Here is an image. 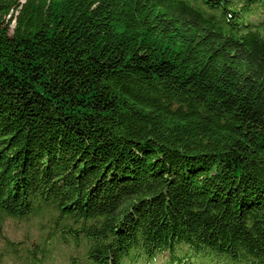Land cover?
<instances>
[{"label":"trees","instance_id":"trees-1","mask_svg":"<svg viewBox=\"0 0 264 264\" xmlns=\"http://www.w3.org/2000/svg\"><path fill=\"white\" fill-rule=\"evenodd\" d=\"M8 219L33 264H264V0H0Z\"/></svg>","mask_w":264,"mask_h":264},{"label":"rangeland","instance_id":"rangeland-1","mask_svg":"<svg viewBox=\"0 0 264 264\" xmlns=\"http://www.w3.org/2000/svg\"><path fill=\"white\" fill-rule=\"evenodd\" d=\"M13 29V26H12ZM47 234V231L42 230L40 223L36 219L28 221L22 220H11L8 219L3 225V235L4 238L0 239V253L4 254L5 264H33V258L41 259V252L36 250L37 242H40ZM9 242L14 243H25V246H21L18 251H12L11 247L8 245ZM33 243H36L35 245ZM41 246L42 243H39ZM35 249V255H32L30 251ZM53 254L50 251H45L47 258L51 260L43 262L42 264H74L72 259L77 262L76 264H95L90 261L85 260L84 256L86 253V248L82 245L79 248L76 247H66L63 245H55L52 247ZM2 254V255H3ZM3 255V256H4ZM158 258V264H165L167 256ZM188 259V257H186ZM213 258V261L210 259ZM224 256H213V255H200L195 256L192 260L195 264H233L231 261L226 263ZM175 264V262H172ZM123 264H157L155 260H147L144 257H135L133 253L129 258H127Z\"/></svg>","mask_w":264,"mask_h":264}]
</instances>
